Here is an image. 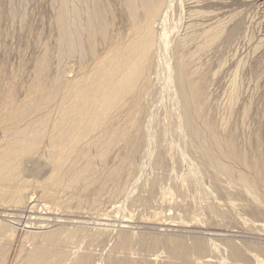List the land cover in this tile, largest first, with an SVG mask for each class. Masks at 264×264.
Masks as SVG:
<instances>
[{
  "label": "rangeland",
  "instance_id": "374dc122",
  "mask_svg": "<svg viewBox=\"0 0 264 264\" xmlns=\"http://www.w3.org/2000/svg\"><path fill=\"white\" fill-rule=\"evenodd\" d=\"M98 1L104 5L107 13L104 17L109 24L104 37L96 36L93 44H89L84 36L80 53L67 56L61 63L60 33L56 24L60 1L0 0V157L10 141H15L13 134L19 131L17 128L34 131L42 125H39L40 121L47 119L53 128L56 119L53 103L57 102V93L56 89L55 94L52 92L54 95L50 92L58 86L60 77H64L66 85L70 80L81 82V77H89L90 73L97 71L98 62L107 53L109 41L119 45L129 35L128 16L120 5L121 0ZM175 1L171 13L174 44L179 41L178 36L180 39L186 34L184 28L188 25V21L182 18L188 11V8L184 9L187 7L185 0ZM204 4L207 7L202 11L214 13L210 19L205 17V25L200 21L202 32L197 34L201 36L203 28L208 30L211 26H218L217 30L222 34L212 45L205 44L210 46L200 52L201 55L196 54L200 63L196 66V61L194 67L204 68L202 77L206 81L203 87L206 103L202 104L200 112L211 116L206 114L223 138L235 136L232 138L237 148L239 146V152L243 153L241 155L248 161L253 160L252 164L250 161L246 164L221 156H225L222 161L230 169L253 181L260 197L255 198L240 187L239 176L231 181L214 168L211 156L202 149L194 135L187 110L179 105L177 80H168L167 71L166 74L163 72L168 68V60L162 59V63L160 60L156 63L162 72H159L158 65L156 69L160 74L154 68L156 75L152 73V84L149 80L148 84L144 82L148 78L142 81L141 87L150 90H145V94L142 89L141 95L145 98L141 97V103L137 101V106L139 103L142 106H139L142 108L140 113L147 110V115H136L135 120L139 123L132 119L137 127L136 130L133 127L131 134L136 131L138 137L143 135L142 144L137 149L129 146L127 141L118 145L111 139L110 144H114L110 146L108 143L109 148H106L105 139L94 141L90 145L95 147L87 151L90 153L84 155L80 152V155L75 151L71 159L65 158L70 159L65 160L67 166L56 173L49 163L52 148L45 138L24 159L21 169L13 172L16 174L2 172L0 264H31L30 258L38 248L40 254L43 251L42 255L47 252L51 256L48 258L52 261L48 262L55 264H70L73 258L76 260L71 264H76L87 254L90 255L89 264H117L119 260L133 264L136 261L135 264H264V179L257 177L258 173L264 175V169H257L253 164L256 161L264 164V0H204ZM198 41L192 44L193 51L197 50ZM163 65L165 68L162 69ZM214 72L217 74L212 76ZM233 82L238 88L232 85ZM134 96H127L129 106L126 105L125 110L132 102L137 103ZM115 113L118 115V110ZM118 116L116 119L124 117ZM146 119L151 123V129ZM122 120H128L127 116L121 119V123ZM198 122L194 126L206 131L205 123ZM140 125L144 130L139 128ZM75 156L78 161L73 169ZM91 158L93 162L88 163ZM85 167L90 169L87 177L78 174ZM17 174L19 180L14 177ZM21 179L23 183L26 181L24 187ZM16 184L24 188L21 194L13 189ZM26 224L31 228H24ZM125 234L131 240L128 249L121 245ZM57 237L64 240L55 241ZM198 243H203L204 249L196 255L194 246ZM178 248H184L185 253L172 258ZM36 252L39 254L38 250Z\"/></svg>",
  "mask_w": 264,
  "mask_h": 264
},
{
  "label": "bare ground",
  "instance_id": "6f19581e",
  "mask_svg": "<svg viewBox=\"0 0 264 264\" xmlns=\"http://www.w3.org/2000/svg\"><path fill=\"white\" fill-rule=\"evenodd\" d=\"M59 1H60V5H59V9H58L59 11L57 10L58 14H57L56 24L58 26L59 33H60L58 47H59V55H60L59 57H60L61 63H62V60H64V59L66 60L67 56L68 57L72 56V55L74 56V55L80 53L81 47H82V39L84 38V36L87 37L89 44H93L94 38L96 36L103 35L106 31V27L109 24L107 25V23H106V18L104 17V14H107V13L104 12V8H103L104 5L101 4V1H98V0H59ZM175 2H176L175 0H121L120 5H122L123 9L125 10L124 12H126V14L128 16V25L130 26L129 35L125 38V41L124 42L122 41L123 43L122 44L120 43L119 45L118 44L114 45L111 41H109L108 42L109 47L107 48V53H106L104 59H102L101 61L98 62L99 65L97 67V71H95L93 74L90 73V76L88 75L89 77H81L82 78L81 82L77 81V80L76 81L70 80V84L66 85L67 82H65L62 79L64 77H60L59 78L60 82L58 81V83H59L58 84L57 83L58 79L56 78L57 79L56 84H58V86L56 88L54 87V90H52L50 92V93H52V92L54 93V91L56 89V93H57L56 94V96H57L56 101L57 102L55 101L56 104L53 103L54 106H56L55 107V110H56L55 118L56 119L54 120L53 124L50 123L53 125L52 126L53 128H51V126H49L48 119L47 120L42 119V120H45V121H42V123H41V121H40V123L38 122L39 125H41V124L42 125L41 126L38 125L39 127L34 128V131H30V132L26 131V130L22 131L20 127L17 128V131H18V129H19V131L15 135L13 134V138L15 141H13V142L10 141V143H9L10 145H9L8 149L1 153L0 175H3L2 172H7V171L8 172L11 171L12 173L13 172L17 173L21 169L24 159L27 156H30V154L32 152H34L33 150L36 149L37 144L40 143L42 140L45 141V138L47 139L46 141H48V143L50 144L49 146H51V148H52L51 159L49 160V158H47V157L46 158L49 160L50 165L53 167V171L54 172L57 171L56 173L61 172L65 168V166H67L65 164V160L67 159V157H70V159H71V157H73V155L75 154V151H76V154L78 152L79 153L83 152L84 155L87 153L88 150L91 151L95 146H92L90 144L93 143L94 141H102L103 139H105L106 140L105 142H107V146H108L106 148H109V145L111 146L112 144H114V143L110 144L111 139H113V141L115 143L117 142L118 145H119V142L127 141V144L129 146L137 149L142 144V140H143L142 136L143 135L138 137L135 134V133H137L136 131H134L135 133L133 132V134H131V132L133 131L132 129H133L134 124H135L134 122H136L135 118L138 117L136 115H139V113L142 110V108H139V106L141 105L140 104L141 103V97H144L145 95H141V94H143V90H144V93L146 92L145 90H147V91L150 90V89L142 88L143 84H144L142 81L145 78L146 79L148 78L147 81H144V82L147 83L149 80V81H151V84H152L153 79L150 80V78H152L151 76L152 75L154 76V74L156 75V72L158 74H160L159 72H162V70H160L161 68L159 67V64H157L158 65L157 68L158 69L160 68L159 69L160 71L158 72V69H156V66H157L156 63H158L159 60H160L159 63H162L161 60L163 59V61H164L167 58L168 64H166V65L168 66V68L166 67L167 69L165 70V69H163V68H165L164 65H163V67L161 66L162 69L164 70L163 72L166 74L165 71H167V76L169 75L168 80H172V79L177 80L175 86L178 87V89H179V91H177V93H179V96L177 95L178 96L177 100L180 99L179 105L181 104L180 107L181 108L184 107V109L187 110V115L189 117L187 115L186 116L189 119V124H190L191 128H193L194 135L197 138V140L199 141L200 146L203 147L202 149L211 156L212 164H214L216 166L214 168H217V170H219L223 174L227 175L231 181H232L233 177H234L233 181H235V179H237L236 177L239 176L238 177V178H240L239 186L242 187L247 193H249L250 195H253L255 198H257L258 193L256 191V188L254 186L253 181L246 176L238 175V173H236L234 170L230 169V167L228 165L224 164V162L222 161V159L226 156V157H229L230 159L233 158V159H238V161L241 160L243 162H246V164H247L251 160V158L248 161V159L246 160L241 155L243 153L239 152V149H238L239 146L237 148L235 140H234V138H232L235 136L223 138L221 135H219V133L217 132V129L214 128L213 122L210 121L209 118L207 117V116H209V114L206 113V114H208L206 116L205 112H203V113L200 112V108H201L202 104L206 103V102L204 103V100H203L204 95H205V93H204L205 88H203V87H204V82L206 83V81L204 80V77H202L203 76L202 70L204 68L202 66H200L203 68V69L201 68V70H200L199 67H196L197 69L199 68L198 70H200V71H198L194 67L196 64V61L199 60L197 58L198 56L196 54H200V52H203L206 47L208 48L210 45H212L216 40H218V38H220V35L222 33L220 32V30L219 31L217 30L218 26L217 27L211 26V29H208V30H206V28H203L204 31H203L201 36L197 33L202 32L201 28H199V27L203 26V24H202L203 22H204V25L206 24L204 21L205 17H206V19H207V17L210 19V17L212 16L211 14L214 12L206 13L204 10L202 11L203 8L207 7V6H205V4L202 5V2H204V0H185V4L187 5V7L185 6L184 9L188 8L187 9L188 11L183 14L182 18L183 19L185 18V20L188 21V25H186L187 28H184V29H187V32L184 36H181L180 39H178L179 33L176 32V33H178V35L175 33L176 36H178V38L177 37L176 38L179 41L176 42V44H174L172 42V35H173L172 33H174V27H173L174 25L172 26V24H171L173 22V21L171 22V15H173V14H171V13H173V10L175 7L174 6ZM182 2H184V0H182ZM180 3L181 2H179L178 5ZM181 6H182V4H181ZM181 6L179 8H181ZM183 7H182V9H183ZM179 8H177V9H179ZM184 11H186V10H184ZM177 13H178V11H177ZM177 15H180V14L178 13ZM179 18L181 19V16ZM215 19H213V20H215ZM196 21H198V22H196ZM200 21L202 22L201 24H199ZM175 24H176V21H175ZM175 27H176V25H175ZM188 30H190V32ZM103 37H104V35H103ZM176 38H173V40H175ZM122 40H124V39H122ZM198 40H202L203 42L198 41ZM197 41L199 43L197 44V50L196 51L194 50L195 51L194 52L192 50L193 48L191 46H193L192 44H194V43L196 44ZM171 43L173 44V46ZM205 44H210V45L205 46ZM171 60H173V63ZM198 62L199 61H197L196 66H199ZM63 65H65V64L63 63ZM62 68H63V66H62ZM154 68L157 70L155 73H154V70H155ZM59 70H61V68ZM168 70L170 73L168 72ZM152 73H154V74H152ZM216 74L217 73L212 74V76H214ZM206 75H207V73H206ZM206 75H204V76H206ZM58 77H59V75H58ZM234 78L236 79L237 75H235ZM75 79H77V78L75 77ZM209 79L212 80V78H209ZM233 79H231V80H233ZM235 83L238 84L237 80L235 81ZM169 84H171V82ZM233 84H234V82L232 83V85ZM236 84H234V87ZM141 85H142V87H141ZM150 86H149V88H150ZM172 86H173V84H172ZM206 86H208V85H206ZM152 87H153V85H152ZM236 87H237V85H236ZM53 93H52V95L55 94V93L54 94ZM130 94H132V96L135 94L136 96H134L135 97L134 100H136V98H137V100L135 102L140 100V103H139V106H137L138 102L135 104L132 102V105H134V106H132L130 104L131 107H128L127 110H125L126 105L129 106V104H128L129 102H127V98H128L127 96ZM147 94L150 96V94H152V93H150V94L147 93ZM148 95H147V97H148ZM153 95H154V93H153ZM50 96H51V94H50ZM53 97L51 96V98H53ZM134 97H132V98H134ZM233 97L234 96H232V98ZM53 100H54V98H53ZM53 100L51 102H53ZM147 101L150 102V100H147ZM147 101H146V103L149 104ZM49 103H50V101H49ZM50 104H46V106L50 105ZM176 104H178V103H176ZM231 106H229V107H231ZM140 107H142V106H140ZM40 108H42V107H40ZM117 110H118L119 116L115 113ZM36 111H37V109H36ZM40 111H42V110H40ZM123 112L125 114H123ZM34 113H36V112H34ZM145 113L147 115V110H145ZM145 113H140V114L141 115L144 114L143 116H145ZM151 113H153V112H151ZM115 114L118 117H122L123 115H124V117L127 116L128 120H125V121L122 120V123H121V119L124 117H122L120 119L119 118L116 119ZM149 114H150V110H149ZM48 115H51V114H48ZM143 116H142V118H143ZM146 117H148V116H146ZM209 117H211V116H209ZM132 119H133V121L134 120L135 121L133 122ZM150 119H152V118L150 117ZM186 119H185V121H186ZM146 120H148V119H146ZM126 121H128V122L125 123ZM140 121H143V120L141 119ZM198 121H201V123H205L206 131H202L201 129H198V127H196L197 125L194 126V123L198 122ZM137 122L139 123L138 120H137ZM17 123H16V125H17ZM37 124L35 126H37ZM43 125L45 128L43 127ZM148 125L150 126V129H151V123L149 124V120H148ZM48 126H49V129H47ZM149 126H147V127H149ZM27 127H29V126H27ZM136 127H134V130H136L135 129ZM139 128L143 129L142 126ZM150 129L147 128L146 130L148 131ZM14 131H15V129H14ZM140 131H141V129H140ZM0 132H1V129H0ZM13 132H11V133H13ZM53 132H55V133H53ZM150 132H152V131H150ZM7 134H9V133H7ZM145 134H147V133H145ZM106 137H107V139H106ZM148 137H150V136H148ZM10 138H11V136L9 137V140H10ZM89 139H90V141H88ZM108 139H109V141H107ZM139 141H140V143H139ZM111 142H112V140H111ZM195 142H196V140H195ZM108 143H109V145H108ZM197 147H198V145H197ZM198 148L201 149V147H198ZM44 150H45V148H44ZM252 150H254V149H252ZM166 151H167V149H166ZM214 152H216V153H214ZM254 152H256V151H254ZM81 153H80V155H81ZM88 153H90V152H88ZM171 153H172V150H171ZM46 155L49 156L48 153ZM222 155H225V156L223 158H221ZM245 155H246V153H245ZM62 156L64 157V160H62ZM77 156H75L74 161H72L73 162L72 165H74V166H72L70 164V167L72 166L73 169H74V167L78 161V160H75ZM70 159L68 158V160H70ZM68 160H66V161H68ZM211 161H210V163H211ZM252 161H250V163ZM90 162H93L92 158L88 163H90ZM88 163H87V165H89ZM253 164H254L255 168H257V169H260V170L264 169V164L261 163V161H256ZM91 166H92V164H91ZM251 167L253 168V166H251ZM89 170L90 169L85 167V169H83L82 171H79L78 174L83 173L84 177H87V174L90 172ZM16 173H13V174H16ZM9 174H10V172H9ZM4 175H6V173ZM258 175L259 176H257V177H260V178L262 177V179H264V175L261 176V173L260 174L258 173ZM57 176H56V179H57ZM14 177L19 180V174H17ZM49 177H51L50 179H52L53 176H49ZM260 178H258V179H260ZM1 179L2 178L0 177V181H1ZM5 179H7V178H5ZM9 179H10V177H8V181H9ZM54 179H55V177H53V180ZM262 179H260V180L263 181ZM24 180H26V179H24ZM73 181H74V179H73ZM10 182H12V181H10ZM239 182H237V183H239ZM21 183H23L22 179H21ZM24 183H23V187L25 186ZM237 183H235V184H237ZM3 185L4 184H2V186ZM8 185H7V187H8ZM23 187H21L20 184H16L13 189L14 190L16 189V191H18L21 194V192L24 189ZM9 192H11V190ZM18 192H16V193H18ZM5 193H6V191H5ZM18 194H16V195H18ZM18 196H20V195H18ZM258 197H260V196H258ZM16 199L17 198H15V200ZM258 200H259V198H258ZM24 228H27V229L31 228V225L29 226L26 224V226ZM59 238L61 240H64L61 237H59ZM59 238L58 237L55 238V239H57L55 241H58ZM121 242H122L121 245H123L125 247V249H128V246L131 245V240H130L129 235L125 234L124 236H122ZM60 243H59V245H60ZM202 244L203 243H200V244L198 243L197 245L194 246L195 247L194 251L196 252V255H197V253H201V251L204 249V246H202ZM213 245L216 246V244H213ZM126 246H127V248H126ZM155 246H156V244H155ZM152 247H153V245H152ZM154 248H156V247H154ZM232 248H234V246H232ZM37 250L39 252V248ZM36 251L32 255V257L30 258L31 264H47V263L48 264L49 263L55 264V262H51L52 260L50 258H48V256H50V255H48L47 252L46 253L44 252L47 255H45V254L42 255L43 251L41 252V254L39 252V254L41 255L40 256ZM184 251H185L184 248L183 249L178 248L176 250V255H174V252L172 253V258L175 257V259H176V257L180 256L181 253H185ZM187 251L188 250H186V252ZM59 252H60V249H59ZM236 252H235V254L238 253V252L237 253ZM187 253L190 254V252H187ZM56 255L57 254H55V256ZM65 255H66V253H65ZM46 256H47V258L45 259ZM87 256L84 257L81 262H79V261L82 258H80V260L78 259L77 261L79 263L76 262V264H89L88 262L90 260V255L87 254ZM189 256H191V255H189ZM62 257H64V256H62ZM80 257H83V256H80ZM73 259L71 260V263H73L76 260L75 259L73 261ZM133 259H134V261H136L135 260L136 257ZM133 259H132V261H133ZM48 260H51V261L48 262ZM201 260H203V259H201ZM56 261H57V259H56ZM182 261H183V263L185 262L184 260H182ZM66 262L67 261H65V263ZM136 262H134V264ZM163 262H165V261H163ZM56 263H58V262H56ZM117 264H133V263H131L129 261L128 262H122V260L120 262V260H119V262ZM172 264H175V262H173Z\"/></svg>",
  "mask_w": 264,
  "mask_h": 264
}]
</instances>
